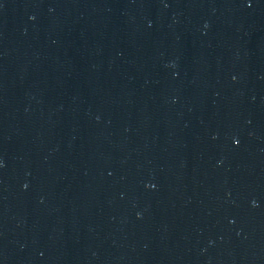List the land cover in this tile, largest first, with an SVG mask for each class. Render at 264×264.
<instances>
[{"label":"water","instance_id":"95a60500","mask_svg":"<svg viewBox=\"0 0 264 264\" xmlns=\"http://www.w3.org/2000/svg\"><path fill=\"white\" fill-rule=\"evenodd\" d=\"M0 264H264V0H0Z\"/></svg>","mask_w":264,"mask_h":264},{"label":"snow or ice","instance_id":"6c2138e0","mask_svg":"<svg viewBox=\"0 0 264 264\" xmlns=\"http://www.w3.org/2000/svg\"><path fill=\"white\" fill-rule=\"evenodd\" d=\"M249 6H251V5H249ZM237 143H238V141H237Z\"/></svg>","mask_w":264,"mask_h":264}]
</instances>
